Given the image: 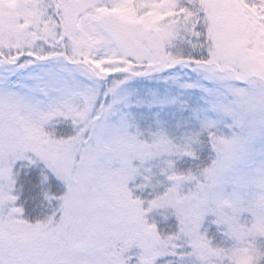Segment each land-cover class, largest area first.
Masks as SVG:
<instances>
[{
  "label": "snow or ice",
  "instance_id": "6c2138e0",
  "mask_svg": "<svg viewBox=\"0 0 264 264\" xmlns=\"http://www.w3.org/2000/svg\"><path fill=\"white\" fill-rule=\"evenodd\" d=\"M0 264H264V0H0Z\"/></svg>",
  "mask_w": 264,
  "mask_h": 264
}]
</instances>
